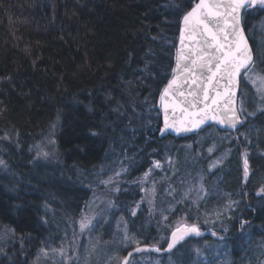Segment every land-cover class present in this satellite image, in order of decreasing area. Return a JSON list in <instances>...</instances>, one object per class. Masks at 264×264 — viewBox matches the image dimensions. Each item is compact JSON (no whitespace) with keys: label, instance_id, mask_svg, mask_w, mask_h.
I'll return each instance as SVG.
<instances>
[{"label":"trees","instance_id":"trees-1","mask_svg":"<svg viewBox=\"0 0 264 264\" xmlns=\"http://www.w3.org/2000/svg\"><path fill=\"white\" fill-rule=\"evenodd\" d=\"M186 1L0 0V237H10L0 246V264H29L43 243L57 246L60 234L52 216L43 215L44 202L55 208L52 215L63 210L76 217L89 199L79 187L89 170L124 151L138 153L128 176L133 181L150 168L146 154L163 148L171 150L174 172L181 174L183 165L199 169L206 187L215 184L225 201L236 202L219 233L223 242H202L223 247L230 264L264 260V197L249 196L260 203L253 214L245 196L264 189V109L254 111L246 95L251 122L237 133L247 138L236 143L215 128L178 139L164 133L157 141L162 126L156 107L172 76L179 24L197 0ZM242 25L252 49L251 36L260 40L264 57V11L244 13ZM147 114L157 115L152 131L135 123ZM210 136L224 141L210 156L203 155L207 143L197 154ZM38 148L52 153L51 165L33 155ZM240 150L248 153L245 187ZM122 190L115 198L120 209L137 200ZM183 210L178 207L170 220ZM242 218L251 223L238 236ZM127 224L130 234L137 230ZM141 229L142 245L153 244L156 228ZM180 256L183 264L191 261L185 250Z\"/></svg>","mask_w":264,"mask_h":264},{"label":"rangeland","instance_id":"rangeland-1","mask_svg":"<svg viewBox=\"0 0 264 264\" xmlns=\"http://www.w3.org/2000/svg\"><path fill=\"white\" fill-rule=\"evenodd\" d=\"M177 1L179 4L176 5H180L185 3L186 0ZM252 11H264V8L256 6L246 9L244 13ZM251 41L255 68L248 73L250 79L245 78V75L240 79V85L242 86L239 88V92L242 90L243 93H239L241 96L240 100H238V102L240 101L238 109L241 106V102L244 108V101H246L247 95L252 98V104L255 106L253 110L260 112L264 109V86H261L257 77L258 75H264L262 72L264 71L262 68L264 66V57L262 56L263 51L260 40L256 39L255 36H251ZM261 44L264 46V39H262ZM252 81H255V84ZM238 114L244 125L245 122H251V117L246 116L249 114L247 111ZM148 115L142 120L136 119L137 121L134 120V122L136 121L135 123L137 124L141 122L152 131L154 127L152 124H154L153 121L157 115H151L150 117ZM242 129L238 130L237 133L241 132ZM237 133L235 136H231L233 142H239L241 137L243 139L247 138L246 134L242 135L241 133L240 136H237ZM162 137L164 136L161 133L157 134V141H161L160 138ZM203 138L206 139L199 142L195 152L198 154L201 151V147L207 143V148L203 150V155L205 156H210L216 146L224 141L211 136ZM188 149L190 148L188 147ZM209 149H212V151L210 152ZM40 150L38 148L33 155L36 154L37 157L43 159L45 164L51 165L52 153L47 150ZM170 151L167 148H163V150L154 149L148 152L146 157L150 162V168L145 173L150 174L147 176H145V173L139 175L133 181H128V176L130 175V168L134 166L135 159L138 157V153L128 154L129 152L124 151L123 154L115 157L117 159L114 158L113 162L92 169V171L89 170L88 174L84 176L88 182H84L79 186L88 193L89 199L80 207L76 217H72L69 211H65L66 214L63 210L52 215L51 212L55 208L53 209L49 203L44 202L41 211L46 217L52 216L49 217L52 220L51 223L55 222L53 225L55 224L54 226L57 227L60 235L57 246L48 241L43 243L34 261L29 264H121L124 260L123 258L131 250L144 246L142 242L146 237L140 234L143 225L156 228V234L153 238L154 242L148 246L151 248L156 246L165 249L169 236L178 223L194 224L201 232H216L218 238L223 237L225 239L224 235L219 233L225 232L228 227V218L231 215V208L228 207L229 200L226 199L225 201L224 196L214 186L215 184L212 187H206L205 178L201 170L198 169L193 172L183 165L182 171L180 170L181 174L174 172L173 168H171L173 160ZM44 152L48 153L47 157L42 155ZM245 152L243 151V153ZM37 157L34 156V158ZM246 158L248 161V153ZM154 161L159 162V168L153 166ZM118 172L120 175H116ZM109 178H111L109 183H102V181H109ZM171 180L172 182H170ZM121 190L137 197L135 202L128 203L123 209L116 207L115 203L117 193ZM255 193H258V191ZM249 196L253 195L250 194L246 198L248 200L247 207L253 209L256 206L259 207L260 203L254 201L263 198H255L253 196L255 200L250 202ZM53 204L56 203L52 202ZM178 207L184 209L183 212L176 214L170 220V215L175 213ZM133 210H135V215L132 214ZM83 217L90 218L91 224L82 231L80 221ZM127 217L137 229L132 234L127 230ZM242 220L245 221L246 219L242 218ZM250 223L245 225L243 230H241L240 224L237 232L238 236H244L248 232L246 227H249ZM125 236L128 239H125ZM204 239H189L193 240L189 243H186L187 240L180 242L166 255L168 258L165 260H162V256L165 255L156 256L148 252H141L133 256L128 264H183L180 255L184 250L191 256V261L184 264H230V261L225 256L226 252L223 247L202 242ZM8 240H10L9 236L0 237V246L6 244ZM137 241H139L138 244ZM217 242L220 244L223 241ZM42 249L44 250L43 252L41 251ZM197 250H199V254H197ZM61 251L63 255H61ZM44 253H47V255ZM2 254L3 252L0 249V256ZM260 264H264V260Z\"/></svg>","mask_w":264,"mask_h":264},{"label":"snow or ice","instance_id":"snow-or-ice-1","mask_svg":"<svg viewBox=\"0 0 264 264\" xmlns=\"http://www.w3.org/2000/svg\"><path fill=\"white\" fill-rule=\"evenodd\" d=\"M256 6L264 8V0H198L182 15L179 29L181 46L177 49L176 66L172 69V78L160 93L164 117L161 134L169 129L177 134L192 132L209 120L232 129L242 123L238 113H243L245 109L242 102L239 109L235 106L236 86L242 70L245 78L250 79L248 73L255 68V60L240 21L244 10ZM257 79L264 86V75H258ZM252 82L255 84V81ZM42 155L47 157L48 153ZM244 156V176L247 178L246 152ZM4 165L5 162L0 160V166ZM153 166L159 168L160 164L154 161ZM149 174L145 173V176ZM110 180L102 183L107 184ZM257 194L260 195L259 192ZM233 203L236 202L229 201L228 207ZM132 214H136L135 210ZM245 223L241 222V230ZM90 224L91 219L83 217L81 230ZM190 235L200 236L202 233L194 224L178 223L171 232L167 248L153 246L151 250L171 252ZM212 235L217 234L213 232ZM125 239L128 237L125 236ZM144 250L140 247L135 249L137 252ZM123 259L124 264H128V257Z\"/></svg>","mask_w":264,"mask_h":264},{"label":"water","instance_id":"water-1","mask_svg":"<svg viewBox=\"0 0 264 264\" xmlns=\"http://www.w3.org/2000/svg\"><path fill=\"white\" fill-rule=\"evenodd\" d=\"M198 2V0L196 1ZM193 5V4H192ZM245 11V10H244ZM244 11L242 13V16H241V21H240V25H241V28L243 29V25H242V18H243V14H244ZM182 20V19H181ZM180 26H181V21H180V24H179V29H180ZM244 31V29H243ZM244 35L248 41V38L244 32ZM248 44H249V47L251 48L250 46V43L248 41ZM180 40H179V32H178V38H177V43H176V47H175V62H174V67L176 66V55H177V49L180 47ZM252 49V48H251ZM254 56V54H253ZM244 75V70L241 71V75L238 77V84L236 86V97H235V106L236 108L238 109V95H239V88H240V79L241 77ZM172 78V77H171ZM167 85V84H166ZM221 91H223L221 89ZM157 111L159 112V118H160V123H161V126L162 128L164 127V117H163V111L161 109V105H160V96H159V99H158V103H157V107H156ZM221 115H223V112H221ZM244 126V122L242 121V123L240 124H237L236 128L235 129H232V128H229L227 126H221L220 124L216 123L215 121H212V120H209L207 121L205 124L201 125L200 128L196 129L195 131H192V132H187V133H180V134H177L173 131H171L170 129L168 131L165 132L166 135H168L169 137L171 138H174V139H178V138H182V137H185V136H189V135H197V134H201L203 133L205 130L209 129V128H215L218 132L220 133H224V134H229L231 136H235L237 131L242 129ZM240 147V146H239ZM240 155H241V167H242V171H243V175H242V185L243 187H245L248 183V178H249V172H248V177L245 178L244 176V159H245V156H244V153L242 150H240ZM249 168V166H248ZM252 194L255 198H263L264 197V194L260 193V195H258L257 193L255 192H248L247 195H246V198L248 197V195ZM247 211L248 212H253L252 209H249L247 207ZM242 221H240L239 223L241 224ZM250 222H246L244 224L245 225H248ZM243 226V227H244ZM202 235L200 236H195V235H190L188 237H186L185 240H189V239H195V240H202L204 238H208L212 241H219V242H222L224 239H220L218 238L217 236H213L212 235V232H201ZM171 239V234L169 236V239H168V242L170 241ZM182 242V241H181ZM168 244V243H167ZM179 244V243H178ZM177 244V245H178ZM141 249H145L144 251H140V252H137L135 251V249L131 250L129 253H132L131 256H128V254L125 256V257H128V263H129V260L135 256L136 254L138 253H141V252H148L150 254H153V255H156V256H162V255H168L170 252H165V251H161V252H155V251H152L151 247H148V246H142L140 247ZM167 248V245L166 247ZM121 264H124V260L121 262Z\"/></svg>","mask_w":264,"mask_h":264},{"label":"bare ground","instance_id":"bare-ground-1","mask_svg":"<svg viewBox=\"0 0 264 264\" xmlns=\"http://www.w3.org/2000/svg\"><path fill=\"white\" fill-rule=\"evenodd\" d=\"M249 209H251V208H249ZM244 222H248V221H244Z\"/></svg>","mask_w":264,"mask_h":264}]
</instances>
